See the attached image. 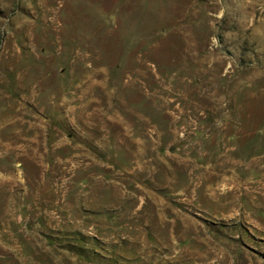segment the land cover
Instances as JSON below:
<instances>
[{
	"label": "rangeland",
	"instance_id": "obj_1",
	"mask_svg": "<svg viewBox=\"0 0 264 264\" xmlns=\"http://www.w3.org/2000/svg\"><path fill=\"white\" fill-rule=\"evenodd\" d=\"M0 264H264V0H0Z\"/></svg>",
	"mask_w": 264,
	"mask_h": 264
}]
</instances>
